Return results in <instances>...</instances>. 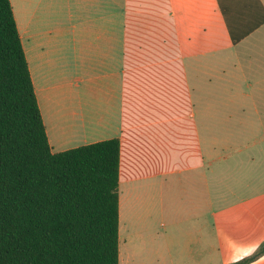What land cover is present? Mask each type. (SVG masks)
<instances>
[{
	"label": "crops",
	"instance_id": "crops-1",
	"mask_svg": "<svg viewBox=\"0 0 264 264\" xmlns=\"http://www.w3.org/2000/svg\"><path fill=\"white\" fill-rule=\"evenodd\" d=\"M10 4L52 152L120 142L119 264H264V0Z\"/></svg>",
	"mask_w": 264,
	"mask_h": 264
},
{
	"label": "trees",
	"instance_id": "trees-1",
	"mask_svg": "<svg viewBox=\"0 0 264 264\" xmlns=\"http://www.w3.org/2000/svg\"><path fill=\"white\" fill-rule=\"evenodd\" d=\"M119 167L118 139L52 152L0 0V264H119Z\"/></svg>",
	"mask_w": 264,
	"mask_h": 264
},
{
	"label": "rangeland",
	"instance_id": "rangeland-1",
	"mask_svg": "<svg viewBox=\"0 0 264 264\" xmlns=\"http://www.w3.org/2000/svg\"><path fill=\"white\" fill-rule=\"evenodd\" d=\"M220 186L223 185L220 184ZM184 211L182 213H180V226H182L183 228H187L190 229L191 227H193V223L192 220L194 215L192 213L193 210V206H185L184 207ZM263 228H264V222H263ZM142 229V228H141ZM141 229L139 227V225H135L134 229L131 231H121V235H120V244L123 243V241L127 242V246L129 245L130 247H132V249H137L136 251L139 252H143L145 253V248L147 247H157L158 244H161L160 241L162 240L160 237H156L155 238V243L153 244H149L147 243V241L145 240V238L142 235H145L141 232ZM154 232L158 233L160 231H162L163 229H161L158 225L155 226L154 228ZM181 232H183V230H180ZM186 231V230H184ZM190 238H183L180 239V245L181 246H185V241L188 240ZM259 240V244L255 245L257 243V241ZM250 243H251V247L249 249H246V253L243 255H234L232 258H245V257H255L258 254H260L262 252V250H264V243L260 244V236H258V234H256L255 236H251V238L249 239ZM169 245V244H168ZM186 257L187 258H191L192 255H182L180 256V260L182 258ZM197 262L193 263V262H188L187 264H210L209 262H206L207 260L202 259V256L198 255L197 256ZM218 261V260H217Z\"/></svg>",
	"mask_w": 264,
	"mask_h": 264
}]
</instances>
